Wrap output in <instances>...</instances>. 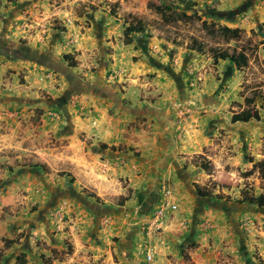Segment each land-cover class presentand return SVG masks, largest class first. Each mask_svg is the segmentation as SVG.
<instances>
[{"label":"crops","instance_id":"obj_1","mask_svg":"<svg viewBox=\"0 0 264 264\" xmlns=\"http://www.w3.org/2000/svg\"><path fill=\"white\" fill-rule=\"evenodd\" d=\"M193 1H197V6L201 8L211 4V0ZM238 7L234 0L224 4V7L220 6L217 11L224 18L225 13ZM103 22L102 32L95 38H92V31L82 33L79 30L74 40H79L78 48L82 51L110 46L114 52V64L125 74L116 84L104 75L92 80L95 86L104 85L110 94L87 90L81 85L82 90L73 91L79 94L76 96L78 109L67 103L73 97L69 96V85L63 92L54 86V82L66 75L68 82L66 71H54L48 65L52 68L50 70L46 65L43 67L50 71L45 74L36 66L26 75L29 84L22 85L16 81L17 76L24 68H31L38 62L7 57L1 53L6 43L0 42V90L6 86L2 91L5 99L0 96V128L5 126L14 135L27 132L21 129L18 111L12 107L14 103L34 107L40 105L45 110H49L50 102L62 106L63 115L53 117V123L49 122L51 117L46 111L47 115L45 113L42 120L45 116L48 120L43 129L61 126L64 118L71 121L72 133L67 138H72V142L63 154V158L74 165L73 174L68 175L72 182L76 177L79 186L90 188L96 194L95 198L88 196L81 192L83 188L66 191L68 217L77 212L81 218H98L90 237L86 228L83 227L80 235H76L74 231L77 228L68 224L69 231L74 233L73 242L79 247L78 253L81 252L80 247H88L87 251H92L95 256L104 255L108 261L117 259L118 264H246L243 236L246 224H243L246 218L243 215L247 210L245 202H230L228 196L217 199V193L229 191L221 184H217L216 191L209 192L211 196H200L196 188L198 184L207 185L211 181L233 176L238 178V172L248 169L250 163L246 150L251 144L246 141H249L248 135L255 138L259 132L249 129L245 134L242 124L248 122L233 123L231 120L234 113L247 106L246 96H240L238 91L236 96H231L230 102L229 99L224 101L229 97L223 96L224 93H221L222 96H180L178 77L167 73L164 65L151 58L150 47L157 44L156 40L160 41L157 35H141L138 39L135 35L132 43L126 44L123 31L115 34L114 27L120 26L118 20L105 17ZM56 38L51 44L54 51L74 45L59 41L61 36L58 34ZM20 49L14 48L13 51L20 55ZM138 54L143 56L135 60ZM11 70L13 80L7 76ZM68 72L71 73L70 70ZM92 81L88 86L92 85ZM123 81H127L126 84ZM13 89L18 94L11 93ZM39 90H45L54 99L47 101L42 97L46 92L43 91L41 96ZM63 101H66L64 105ZM181 107L190 113L185 116ZM230 107L237 108L231 115L228 113ZM23 115L31 117L32 112L25 111ZM224 127L227 134L222 136ZM239 132H242L241 137ZM21 138L20 141L12 138L4 142L1 137L0 149L35 147L29 141L27 146L24 137ZM195 154H201L209 161L212 169L207 171L200 164L193 163L189 156ZM123 180L128 185L125 186ZM163 183L170 186L172 203L177 208L170 211L161 237L155 240L146 235L143 225L150 220L152 210L160 202ZM129 188L133 195L125 205H117L118 198L126 195ZM201 189L205 190L204 187ZM136 192L140 194L139 200H136ZM98 198L105 204L99 206ZM192 244L196 247L192 248ZM151 246L155 247L152 260L146 262V251ZM261 251L264 252V248ZM96 259H87L83 264H90ZM73 260L71 258L68 262Z\"/></svg>","mask_w":264,"mask_h":264},{"label":"rangeland","instance_id":"obj_2","mask_svg":"<svg viewBox=\"0 0 264 264\" xmlns=\"http://www.w3.org/2000/svg\"><path fill=\"white\" fill-rule=\"evenodd\" d=\"M184 1L188 0H0V42L8 44L4 45L7 48L3 47L1 53L12 57L11 59H32L38 62L31 65V68H24L17 76L16 81L22 85L29 84L26 75L36 66L45 74L52 69L48 65H51L53 70L66 71L69 75L68 82L67 75L66 78L61 76V80L54 82V86L63 92L69 85L71 91L69 96L73 95L75 98L70 97L67 103L78 109L79 100L76 96L79 94L73 91L82 90L83 86L87 90L108 94L104 85L95 86L92 80L104 75L116 84L115 82L125 73L114 64V52L110 46L108 48L99 46L94 51H82L78 48L79 40L76 42L74 40L77 38V32L92 31V38H95L102 32L103 19L111 17L120 22V26L114 27L115 34L119 35L126 26L125 19L137 17L146 22L147 29L144 33H135L133 36L136 35L137 39L141 35L158 36L160 41L155 42L158 46L153 43L155 46L150 47L151 58L154 57L159 65H164L167 73L178 77L180 96H222L221 93H224L223 96H229L224 101L229 99V102L232 100L231 96H236L238 91L240 96H252L250 106L258 110V118L243 123L242 126L245 134L249 129L257 130L259 133L255 138L248 135L249 141H246L251 144L246 150L250 163L248 169L238 172V178L233 176L222 181H211L207 185H198L204 187L207 192H212L216 191L217 184H221L222 187H228L229 191L217 194L228 196L230 202H245L247 210L243 215V218L246 217L243 221V224L246 222L243 236L246 264H258L260 258L264 259V252L261 251L264 248V208L256 205L252 207L244 198L246 195L258 196L264 193V0H236L239 7L233 11L229 10L224 18L219 15L217 8L224 7V4L234 0H211V4L202 8L197 5L188 8ZM152 3L168 6L169 12L175 10L188 14L196 13L201 19L190 22L174 21L168 23L161 31L157 28L161 16L151 6ZM114 9L121 16L120 19L116 17L114 19L111 15V10ZM204 20L213 22L216 26L239 27L244 31L243 36L241 39H231L228 42L221 37L213 39L202 26ZM63 27L64 30L61 29ZM57 34L61 36L59 41L74 45L54 51L51 44L53 45ZM166 36L174 38L178 43L167 40ZM193 40L220 45L226 54H230L235 48L249 56L248 64L238 69L230 57L215 62L210 54L203 55L190 50L188 46ZM18 47H21L20 55L13 51ZM142 56L143 54L136 55L135 60L141 59ZM70 62H76L77 65L72 67ZM11 73L12 70L7 76L13 80ZM148 76L152 77V74ZM57 77L59 80L60 76ZM91 81L92 85L88 86ZM123 82L126 84L127 81ZM5 87L4 85L0 90L2 100L5 99L2 92ZM43 91L45 90H39L41 96ZM10 92L18 94L14 89ZM44 95L42 97L47 101L54 99V96L47 92ZM65 102L63 101V105ZM12 107L18 111L17 119L21 123V129L27 132L14 135L4 126L0 128V138L3 137L4 142L12 138L20 141L23 136L27 146L34 143L35 147L0 149V251L3 250L4 238H14L18 242L4 249L0 264H16L20 251L27 253L28 264H44L42 255L49 258L45 264H83V261L94 258L97 259L90 261V264H118L117 259L108 261L104 255L95 256L92 251H87L88 247H80L81 252L78 253L79 247L73 242L74 233L69 231L68 224L79 230L77 233L75 229L76 235H80L84 227L90 237L98 218H81L77 212L71 213L70 217L67 215L66 191L69 188L79 190L84 187L79 186L76 177L72 182L68 174H73L74 165L63 158L67 145L70 146L72 142V138H67V135L72 133L73 126L71 127V121L68 122L64 118L61 126L55 125L44 130L43 125L48 119L45 116L42 120V116L49 112L48 115L51 117L49 122L53 123V117L63 115L62 106L50 102L49 110H45L40 105L22 106L17 102ZM236 110L237 108L230 107L229 115ZM25 111L32 112L31 117H25L23 115ZM210 128L207 129L208 132ZM222 130V136L226 135L227 128L224 127ZM238 134L239 137L242 136V132ZM81 137L85 139V136ZM26 145L24 144L25 147ZM189 158L193 163L199 164L203 156L195 154ZM35 163L42 166L36 168ZM224 183L226 185H223ZM123 184L126 186L128 182L123 180ZM81 192L88 196L93 194L94 196H90L94 198L96 195L87 187ZM138 193L135 194L136 200H139ZM82 196L83 194L79 198L82 199ZM98 202L101 204L99 206L105 204L101 198ZM52 249H56L58 253ZM71 258L74 260L68 262Z\"/></svg>","mask_w":264,"mask_h":264},{"label":"trees","instance_id":"obj_3","mask_svg":"<svg viewBox=\"0 0 264 264\" xmlns=\"http://www.w3.org/2000/svg\"><path fill=\"white\" fill-rule=\"evenodd\" d=\"M185 6L190 8V7H196L197 3L193 0H188L184 1ZM118 5V4H116ZM151 6L157 11V13L161 16V20L158 22L157 28L162 31V29H165L166 25L168 23L174 22V21H181V22H190L195 19H201V16L193 13V14H188L187 12H176L175 10L169 12L168 10L170 9L168 6H163L161 4L157 3H152ZM111 15L116 18H121V16L118 15L117 10H111ZM128 19V18H127ZM125 19L126 26L123 31L124 35V41L126 44H130L133 41V35L135 33H144L147 29V24L145 21L142 19H138L137 17L130 18L129 20ZM203 28L207 31V34L209 37L213 39H218V38H223L225 41H230L231 39H241L243 36V29L239 27H230L226 25H218L216 26L215 23L213 22H208L207 20H204L202 22ZM64 30L65 28H61ZM167 40H171L174 43L177 41L173 38L170 39L169 36H166ZM178 43V42H177ZM190 50L196 51L199 54H210L215 62H218L220 59H226L227 57L233 59L235 64L238 66V69H241L243 66H246L248 64L249 56L245 53L238 52L235 48L232 49L230 54H226L222 46L220 45H215V44H208L207 42L204 41H198V40H193V42L188 46ZM71 66H76V62H70ZM252 96H246L245 101H246V107L241 110L240 112L234 113L232 116V122L237 123V122H249L253 119L258 118V110L255 109L254 107H251L252 103ZM103 147H107L105 144H103ZM204 169L207 171H210L212 169L211 164H209V161H207L205 158H202V161L199 163ZM42 166L40 163H35L34 167H39ZM251 174L252 172H246ZM197 188V193L200 196H211L212 194L209 192H206L205 190H202L199 186H196ZM91 196H94L93 194H90ZM132 195V189H128V193L126 195H123L122 197H119L118 200L116 201L117 205L123 206L125 205L126 201L130 199ZM219 198H222L220 194L216 195ZM228 198V197H227ZM248 204H253L257 205L258 207H263L264 206V193H261L258 196H253V195H246L244 198ZM99 200V198H98ZM18 244L17 240L14 238H4L3 239V250L0 251V259L3 257L4 249L10 248L13 244ZM190 247V246H189ZM192 248L196 247V244L191 245ZM53 252L58 253L56 249H52ZM48 257L46 258L45 255H42V261L47 263ZM29 259L28 255L24 251H20L19 254L17 255L16 258V264H28ZM35 264V263H33ZM258 264H264V259L260 258Z\"/></svg>","mask_w":264,"mask_h":264},{"label":"built area","instance_id":"obj_4","mask_svg":"<svg viewBox=\"0 0 264 264\" xmlns=\"http://www.w3.org/2000/svg\"><path fill=\"white\" fill-rule=\"evenodd\" d=\"M183 110V114L186 116L190 112L185 107H181ZM162 196L160 198V202L158 205L152 210V216L150 220L144 225V231L146 235H149L152 239H159L164 230V225L166 219L169 216L170 211L176 210L177 206L172 203L173 192L170 186L166 183L161 185ZM154 246H151L146 251V262H150L152 260Z\"/></svg>","mask_w":264,"mask_h":264}]
</instances>
